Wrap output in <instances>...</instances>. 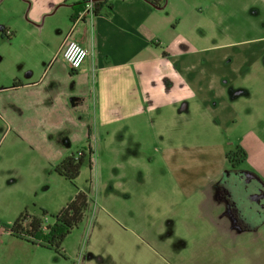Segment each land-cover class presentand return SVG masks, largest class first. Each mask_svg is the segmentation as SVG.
Segmentation results:
<instances>
[{
  "label": "rangeland",
  "instance_id": "1",
  "mask_svg": "<svg viewBox=\"0 0 264 264\" xmlns=\"http://www.w3.org/2000/svg\"><path fill=\"white\" fill-rule=\"evenodd\" d=\"M50 1L0 0V264H264V216L248 221L233 208L224 217L229 230L219 231L212 225L223 223L217 204L207 198L200 211L202 192H196L238 146L246 158L230 165V175L264 188V0H165L164 15L178 29L164 34V46L194 50L195 62L202 60L206 75L211 71L209 89L198 88L195 70L189 119L173 111L159 122L149 117L145 128L151 133H145L146 142L142 136L140 153L126 149L139 146L131 141L141 137L115 133L91 162L86 156L73 179L56 167L88 143L48 129L51 108L69 117L74 103L58 93L62 88L47 85L61 65L51 53L58 32L72 25L67 4L77 0L41 12ZM155 128L161 134L152 133ZM156 144L187 145L178 156L194 163L179 169L152 165L151 156L162 155ZM132 164L148 175L145 182H125ZM80 190L88 192V209L59 250L11 234L24 211L42 217L44 226L53 223Z\"/></svg>",
  "mask_w": 264,
  "mask_h": 264
},
{
  "label": "crops",
  "instance_id": "2",
  "mask_svg": "<svg viewBox=\"0 0 264 264\" xmlns=\"http://www.w3.org/2000/svg\"><path fill=\"white\" fill-rule=\"evenodd\" d=\"M61 1L63 0H51L41 12L51 13L57 5H61ZM80 2L77 0L67 4L71 8V28L66 33L58 32V46L51 51L54 54L53 63L61 57L57 76L59 79H65V82L57 81L56 76V79H52L47 85L49 88H62L63 91L59 90L58 93L61 91L65 96L71 95L73 111L68 117L67 114L61 115L56 107L54 110L51 108L53 113L49 116L48 129L62 131L72 139L87 142V147H91L93 151L90 162L101 143L109 144V138L115 133H121L123 137H141L129 140L132 145L139 143V146L126 149L127 152L140 153L142 136L146 142L145 133L150 132L145 128L148 125L147 119L155 118L159 122L166 119L172 111L181 120L189 119L187 113L196 98L194 72L197 70L201 77L197 80V86L203 90L210 87L211 71L206 75L202 60L195 62L194 50L171 52L164 46V34L169 35V30L178 29L176 25L170 28L172 19L164 15L165 2L156 6L149 0H104L97 11L93 28L88 21L77 18ZM41 15L36 19H40ZM77 28L82 29L86 35L75 34L78 33ZM189 31H192V25L187 27L186 32ZM77 46L89 48L90 54L83 65L75 70L70 67L67 56ZM226 67L230 69V66ZM202 101H205V97ZM68 121L72 124L69 128ZM157 130L161 134V130L157 128L153 129L152 133ZM186 130L188 133L189 129ZM177 145L165 144L164 147L156 144L155 150H161L162 155L160 154L161 157L158 156L157 160L151 156L150 164L158 163L164 168L177 169L192 165L194 160L185 162L186 158L180 159L177 151L189 146ZM84 151L87 152V149ZM154 160L156 162H153ZM90 165L95 169V161ZM230 165L225 154L217 174L209 175L204 182L196 186V192L201 191V198L203 197L199 202L200 211L203 210V202L207 198L213 199L214 205L217 204V216L223 217V220H220L223 223L214 221L212 225L222 232L229 230L224 217L231 216L233 208L237 205L224 189ZM130 168L133 171L123 174L126 183L139 184L148 178L144 171L139 170L136 173L135 164L130 165ZM186 179L192 181L187 176ZM186 179H183L185 183Z\"/></svg>",
  "mask_w": 264,
  "mask_h": 264
},
{
  "label": "trees",
  "instance_id": "3",
  "mask_svg": "<svg viewBox=\"0 0 264 264\" xmlns=\"http://www.w3.org/2000/svg\"><path fill=\"white\" fill-rule=\"evenodd\" d=\"M156 6H161L165 0H149ZM104 3L100 0L97 5V11ZM81 9V2L77 13ZM93 151L91 147H87V152L82 151L80 156L71 154L66 156L56 167V172L68 179H73L79 176L82 165L86 156L91 158ZM230 164L236 165L245 160L246 152L240 147L229 151L226 154ZM89 199L86 190H80L75 196L56 214L54 222L44 226L42 217L30 215L27 211L22 212L11 226V234L19 238H37L44 241L51 248L59 250L66 236L77 227L84 219L88 209ZM43 214H46L43 212Z\"/></svg>",
  "mask_w": 264,
  "mask_h": 264
},
{
  "label": "flooded vegetation",
  "instance_id": "4",
  "mask_svg": "<svg viewBox=\"0 0 264 264\" xmlns=\"http://www.w3.org/2000/svg\"><path fill=\"white\" fill-rule=\"evenodd\" d=\"M224 189L229 197L237 202L235 208L242 217L245 216L248 221L254 222L264 216V188L253 183L240 182L235 175L229 173Z\"/></svg>",
  "mask_w": 264,
  "mask_h": 264
},
{
  "label": "built area",
  "instance_id": "5",
  "mask_svg": "<svg viewBox=\"0 0 264 264\" xmlns=\"http://www.w3.org/2000/svg\"><path fill=\"white\" fill-rule=\"evenodd\" d=\"M81 9L78 12L77 18L86 20L90 23L91 27L94 26V19L96 17L97 5L100 0H80ZM90 54V49L83 46H77L67 56L68 63L72 69H79L87 57ZM82 154V151H79L78 156ZM46 226V225H45Z\"/></svg>",
  "mask_w": 264,
  "mask_h": 264
}]
</instances>
